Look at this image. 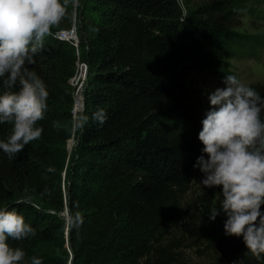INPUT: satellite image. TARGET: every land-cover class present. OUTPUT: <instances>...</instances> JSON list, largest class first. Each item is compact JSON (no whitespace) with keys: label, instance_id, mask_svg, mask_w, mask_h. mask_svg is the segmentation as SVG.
<instances>
[{"label":"trees","instance_id":"16d2710c","mask_svg":"<svg viewBox=\"0 0 264 264\" xmlns=\"http://www.w3.org/2000/svg\"><path fill=\"white\" fill-rule=\"evenodd\" d=\"M89 2L76 26L78 51L58 37L73 22L65 21L29 66L49 93L41 138L12 158L0 150V207L16 208L36 233L9 243L24 249L26 261L68 264L61 215L67 203L72 264L183 263V236L168 234L192 213L189 246L196 252L214 250L215 264H264V254L253 256L242 236L225 234L223 211L209 219L210 209L220 207L221 188L202 185L204 174L193 167L207 154L198 138L199 89L186 79L192 69L235 75L229 58L256 54L264 44L263 36L237 29L245 2L184 0L185 11L179 0ZM78 58L87 65L78 113L89 119L68 152L74 119L68 79ZM247 85L264 97V80ZM98 109L106 112L102 124L93 118ZM10 129L0 124V139ZM193 183L197 193L185 207Z\"/></svg>","mask_w":264,"mask_h":264},{"label":"clouds","instance_id":"9594fccd","mask_svg":"<svg viewBox=\"0 0 264 264\" xmlns=\"http://www.w3.org/2000/svg\"><path fill=\"white\" fill-rule=\"evenodd\" d=\"M81 0H0V124L11 125L0 150L12 158L42 136L49 93L43 79L30 69L34 57L44 48L45 39L65 21L77 18ZM224 87L208 94L209 110L202 119L198 138L203 144L196 164L204 174L200 183L220 186V207L210 209L214 220L223 211L226 235L242 236L255 257L264 254V97L235 75H227ZM93 118L103 123L104 109ZM88 116L76 113L72 133H82ZM25 201L18 200L17 203ZM82 217L75 214V222ZM14 207H0V264H42L33 256L25 260L23 248L9 240L35 236Z\"/></svg>","mask_w":264,"mask_h":264},{"label":"rangeland","instance_id":"374dc122","mask_svg":"<svg viewBox=\"0 0 264 264\" xmlns=\"http://www.w3.org/2000/svg\"><path fill=\"white\" fill-rule=\"evenodd\" d=\"M184 0H179L183 11L186 7L184 5ZM245 2L246 10L243 15L240 16V23L237 29L246 33H256L264 37V0H243ZM91 2L89 0H81V7L78 10V15L76 18V26L80 21V15L82 11H89V5ZM71 28V27H70ZM64 30V29H61ZM66 31V30H64ZM76 36L78 37L76 28ZM74 40V34L71 37ZM230 69L234 71L235 76L240 79L243 83L247 84L254 81L264 80V44H262L256 54H243L240 56H234L229 58ZM85 62L81 59H77L75 62V70L72 76L69 77L68 81L73 87V99L76 101L75 110L80 106V100L83 97V87L86 75L85 72ZM84 67V68H82ZM186 79L193 86L199 89L198 95L194 100V105L200 113V122L205 117V113L209 110L210 104L208 101V94L217 87H224L223 80L214 74L206 70L192 69L188 71ZM74 106V105H73ZM75 112L72 111L73 116ZM202 125V123H201ZM76 137L71 135L66 141V146H68L67 151H71L75 145ZM197 185L193 183L190 189L183 196V206L189 207L190 204L195 199L197 193ZM64 190L67 191L66 185ZM66 213L62 210L61 214ZM66 217V216H65ZM64 218V217H63ZM67 225V221L64 218ZM193 216L192 213H187L183 219H181L168 234L169 237L183 236L181 251L184 259L183 263L175 264H215L218 258L214 250H208L205 253L199 254L195 249L189 244L192 238V226H193Z\"/></svg>","mask_w":264,"mask_h":264},{"label":"water","instance_id":"95a60500","mask_svg":"<svg viewBox=\"0 0 264 264\" xmlns=\"http://www.w3.org/2000/svg\"><path fill=\"white\" fill-rule=\"evenodd\" d=\"M75 27H76V19L73 20L72 25H71V28H69V30L72 31V29H73L75 31ZM66 31H67V29H66ZM62 32H64V30H62ZM58 37L59 38L66 39V40L70 41L71 43H73L76 46L77 51H78V37H75L74 38L75 40H70L68 37L62 36L61 33H59ZM84 66H85V74H84V76H85L86 75V71H87V65H86V63L84 64ZM74 106H75V100H74ZM74 106H73V108H72L71 111H74ZM83 107H84V95L82 97V103H81V106H80V110H82ZM72 135H74V134L72 133ZM68 152H70V151H68ZM62 174H63V176L65 175V169L63 170ZM65 192L66 191L64 190V195H65ZM65 213L67 214V220H66L67 221V225L65 227V238H66V245H67L68 250H69V253H70L69 259H68V264H72V262H71L72 261V251H71V249L69 247V240H68L70 214H69V211H68V205H67V203H65Z\"/></svg>","mask_w":264,"mask_h":264},{"label":"bare ground","instance_id":"6f19581e","mask_svg":"<svg viewBox=\"0 0 264 264\" xmlns=\"http://www.w3.org/2000/svg\"><path fill=\"white\" fill-rule=\"evenodd\" d=\"M76 28V27H75ZM63 35L62 36H64V37H68L70 40H71V37H72V35L74 34V38L75 37H77L76 36V33H75V31L72 29V31H70V30H67V31H64L63 33H62ZM75 40V39H74ZM82 68H84V67H82ZM85 69V68H84ZM85 73V72H84ZM80 103H82V98H81V100H80ZM80 106H81V104H80ZM80 106H79V108L77 109V110H75V107H76V101H75V106H74V111L73 112H75V113H78L79 112V110H80ZM74 113V114H75ZM73 136H75V135H73ZM68 146H66V149L68 150V148H67ZM67 192V191H66ZM66 192H65V196H66ZM64 212H65V206H64ZM66 220H67V214L66 215H64V213H62L61 214ZM66 216V217H65Z\"/></svg>","mask_w":264,"mask_h":264},{"label":"built area","instance_id":"2783aa9c","mask_svg":"<svg viewBox=\"0 0 264 264\" xmlns=\"http://www.w3.org/2000/svg\"><path fill=\"white\" fill-rule=\"evenodd\" d=\"M59 33H61V34H62V33H63V32H62V30L58 31V33H57V34L59 35ZM62 35H63V34H62Z\"/></svg>","mask_w":264,"mask_h":264}]
</instances>
